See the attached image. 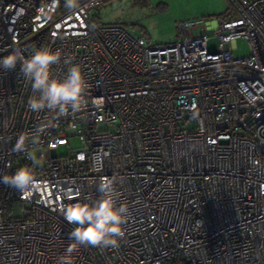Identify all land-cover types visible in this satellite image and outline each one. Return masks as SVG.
<instances>
[{
  "label": "built area",
  "instance_id": "2783aa9c",
  "mask_svg": "<svg viewBox=\"0 0 264 264\" xmlns=\"http://www.w3.org/2000/svg\"><path fill=\"white\" fill-rule=\"evenodd\" d=\"M102 1L0 0V58L60 49L54 75L71 57L89 86L80 112L56 117L29 108L19 63L0 67V176L31 165L13 146L50 122L29 143L43 156L37 186L0 183V264H57L76 227L61 210L98 199L101 177L129 206L125 236L115 248L81 245L74 264H264V0H229L234 17L181 21L180 39L156 46L95 23ZM240 38L250 52L235 57ZM71 136L79 147L53 156Z\"/></svg>",
  "mask_w": 264,
  "mask_h": 264
},
{
  "label": "clouds",
  "instance_id": "9594fccd",
  "mask_svg": "<svg viewBox=\"0 0 264 264\" xmlns=\"http://www.w3.org/2000/svg\"><path fill=\"white\" fill-rule=\"evenodd\" d=\"M80 0H64V7L68 10L77 9ZM42 12H47L43 8ZM60 49L52 51L49 48L34 50L32 55L24 56L18 50H12L8 55L0 58V67L5 70L15 69L20 65V72L24 80L30 82L32 95L28 98V106L33 112L49 111L56 117H63L69 113L80 112L87 103L88 84L79 64L72 63L67 57L63 63L67 65L66 74L62 77L54 75L53 66L61 63ZM50 126V122L40 125L37 133L31 136L21 133L12 151L25 153L31 165L25 164L16 168L14 174L4 173L0 176V183L18 190L20 193L32 191L36 186L35 169L41 165L43 156L38 158L36 152L29 151V143H39V133ZM115 179L101 177L98 191L100 197L93 202H78L64 207L61 211L64 219L76 227L69 233L72 241L65 249L57 264H74L73 253L81 245L92 247L115 248L125 236L124 225L129 219V206L121 203L117 206L119 193L114 184Z\"/></svg>",
  "mask_w": 264,
  "mask_h": 264
},
{
  "label": "rangeland",
  "instance_id": "374dc122",
  "mask_svg": "<svg viewBox=\"0 0 264 264\" xmlns=\"http://www.w3.org/2000/svg\"><path fill=\"white\" fill-rule=\"evenodd\" d=\"M229 0H104L89 10V15L97 24H118L125 27L135 37L145 39L147 45H166L178 41L181 34L178 23L185 20L201 21L207 25L218 21L222 14L234 17ZM208 48L216 50L217 41L213 32L208 31ZM246 39L234 43L235 57L249 54ZM79 147L76 136L69 138L68 146L54 149L53 156L65 155L68 150ZM12 214L19 216L21 209L14 204Z\"/></svg>",
  "mask_w": 264,
  "mask_h": 264
},
{
  "label": "trees",
  "instance_id": "16d2710c",
  "mask_svg": "<svg viewBox=\"0 0 264 264\" xmlns=\"http://www.w3.org/2000/svg\"><path fill=\"white\" fill-rule=\"evenodd\" d=\"M229 17H231L230 15H226V14H222L219 18H218V20H225V19H227V18H229Z\"/></svg>",
  "mask_w": 264,
  "mask_h": 264
},
{
  "label": "crops",
  "instance_id": "0c3cea01",
  "mask_svg": "<svg viewBox=\"0 0 264 264\" xmlns=\"http://www.w3.org/2000/svg\"><path fill=\"white\" fill-rule=\"evenodd\" d=\"M213 26H214V24L212 23V24H211V27H213Z\"/></svg>",
  "mask_w": 264,
  "mask_h": 264
}]
</instances>
